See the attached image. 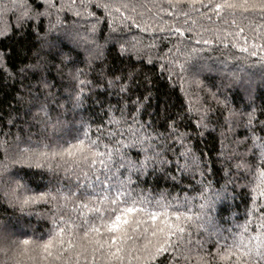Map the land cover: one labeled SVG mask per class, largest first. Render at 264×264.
<instances>
[{
    "label": "snow or ice",
    "instance_id": "1",
    "mask_svg": "<svg viewBox=\"0 0 264 264\" xmlns=\"http://www.w3.org/2000/svg\"><path fill=\"white\" fill-rule=\"evenodd\" d=\"M165 5L216 16L236 37L245 34L237 15L259 18L253 31L264 41V0H0V92L10 89L0 111L14 101L0 115V264H264V101L245 67L258 65L264 82V55L250 59L264 43L229 55L231 67L191 65L193 36L178 38L197 21L178 11L170 15L182 25L161 26ZM214 70L219 83L200 87L205 102L161 90L188 75L202 85L196 77ZM237 86L241 107L229 96ZM208 138L221 145L219 187L193 151ZM161 180L197 195L154 194ZM218 205L235 211L223 216ZM26 216L50 226L37 232Z\"/></svg>",
    "mask_w": 264,
    "mask_h": 264
},
{
    "label": "trees",
    "instance_id": "2",
    "mask_svg": "<svg viewBox=\"0 0 264 264\" xmlns=\"http://www.w3.org/2000/svg\"><path fill=\"white\" fill-rule=\"evenodd\" d=\"M198 7V5H197ZM165 8L167 9L164 12H160L158 14L159 20L158 23L161 26L167 27L168 25H172L175 21L176 26H180L183 24V21L185 17L183 16H173L170 15V13H176L178 11L188 12L191 16V19H194L197 21V25H193V32L188 33L185 32V35L182 37H179L178 39L183 40L185 37L191 35L193 36L192 44L191 46H194L198 49L199 54L194 55L189 63L191 65H196L197 63L201 62L203 59H206L207 62L212 65L214 69H220L223 68L224 65L221 64V61L227 62L228 66L231 67L237 63L236 60L228 59L227 57L229 55L234 54L238 57L247 56L248 54L246 52H243L241 49L246 47H251L253 43H264V41H260L255 38V32L253 31L256 27V24L260 23L259 18H256L253 20L251 17L248 19L241 20L239 15H237V23H240L245 28V34L241 36H233V35H227V33H233L237 31L234 26H232L230 23L225 24L220 19H218L216 16H212V20L209 21L205 19L204 17H201L199 13L193 12L190 8L187 6H181L180 9H173V8H167V5H165ZM155 12L156 10L153 9ZM200 12L206 11L204 8L199 9ZM99 14V13H98ZM211 15V13H209ZM224 15L223 13L221 14ZM5 21L9 20V17H4ZM229 22L231 21V17H227ZM154 23H156L154 21ZM189 25H191V20H189ZM201 28L209 29L210 32H204L201 30ZM219 30V31H217ZM134 32H139V30H134ZM196 33H199V35H196ZM159 35V33H157ZM213 34L215 35L214 42L210 45H203V44H197V40H199L201 37L204 39H213ZM141 35L147 40V37L153 35V33H141ZM245 37H247V43H245ZM223 41V43H220V41ZM177 38H172V43H176ZM7 43V41H5ZM235 45V47L233 46ZM170 44H167V42H164V44L161 45L162 50L166 51L167 47H170ZM202 49V50H201ZM258 56L257 57H251L250 59L255 61L259 58V55H264V51H261L257 49ZM222 53H225L222 55ZM248 70L255 73V83H254V95L256 96V103L260 104L262 101H264V82H262L259 78V66L252 67L251 65H245ZM157 71L159 72L160 69L157 67ZM221 72L220 71H206L202 72L196 77L199 81L202 82L201 84L193 83V77L191 75L186 76L183 80H174L172 83H168L166 80L161 83V90L162 91H169L172 93V100L173 102H179L180 100H184L187 102L188 97H191L193 103L196 102V98L199 97L201 102H205V96L206 93L200 91V87L203 86L205 88H211L214 83H219L220 81ZM215 91V89H212ZM10 89H5L4 92H0V98H5V93L9 92ZM229 96L232 97L233 102L236 104L237 107H241L242 101L241 97L243 96L242 89L240 87H235L229 92ZM114 102V101H113ZM208 103H211V99L208 98ZM10 104H14V101H12L9 98H6V102L3 104V110L0 111V115H5L8 112V107ZM261 119H264V117H260ZM163 130V129H161ZM245 135L244 129H237V138H241ZM213 147L215 150H212ZM220 143L219 141L216 142L215 146H213V143L210 138L207 139V143H201L199 139H196L193 141V151L196 152V154L199 156L200 152L202 151L204 153L203 159L208 161V167L209 169H215L216 171L213 172L208 176V179L213 181L216 187H219V181L222 183V177H223V170L221 169V165L219 163H213L215 160V157L217 155V152L220 150ZM229 147H231L229 145ZM244 149L241 148L240 151H243ZM177 151H180L179 146H177ZM248 163L252 164L254 163L259 169L261 167V162L259 160V157H252L251 154H249L248 157ZM199 177H197V180ZM41 183H43L41 181ZM195 183V182H192ZM184 185H189V181L185 180L183 181ZM145 187H151V185H145ZM167 189L168 192L171 193V196H189L193 197L197 195V192L195 191H187V188H185L184 191H181L180 187L173 188L170 183H166L163 180L159 181L155 188L153 189L154 194H157L160 190ZM40 191L43 190V188L38 189ZM218 211H220V214L223 216H229L232 211H235V209H229L227 206L224 207V209H221V206H217ZM39 211L45 212L47 211L46 206H41ZM31 221V223L35 226L36 231L40 232L44 230L45 228L49 227L50 224L47 220H38L37 217H25V222ZM244 217L241 215L239 223H243ZM28 238H34L32 236V232L29 231L27 236H21L20 239H28Z\"/></svg>",
    "mask_w": 264,
    "mask_h": 264
}]
</instances>
